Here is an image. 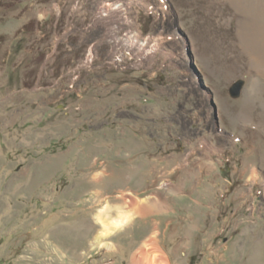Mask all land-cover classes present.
<instances>
[{
	"label": "rangeland",
	"instance_id": "obj_1",
	"mask_svg": "<svg viewBox=\"0 0 264 264\" xmlns=\"http://www.w3.org/2000/svg\"><path fill=\"white\" fill-rule=\"evenodd\" d=\"M108 1L0 0V264H143L151 238L168 264H264V71L241 34L254 20L233 0H114L124 19L101 15ZM131 29L156 53L111 65ZM123 93L138 100L115 116ZM104 209L132 218L101 237Z\"/></svg>",
	"mask_w": 264,
	"mask_h": 264
},
{
	"label": "bare ground",
	"instance_id": "obj_2",
	"mask_svg": "<svg viewBox=\"0 0 264 264\" xmlns=\"http://www.w3.org/2000/svg\"><path fill=\"white\" fill-rule=\"evenodd\" d=\"M234 5L241 10L243 13H245L250 19H253L254 22L250 25L247 24L242 30V47L244 51L251 54L253 57V64H255L256 67H259L261 71H264V7L254 5V8L251 9V6L249 4L245 5L244 0H233ZM258 1V0H257ZM261 1V0H260ZM248 2V0H247ZM264 2V1H263ZM261 3V2H259ZM257 4V3H256ZM121 7H124L122 4ZM107 8V10H106ZM104 7V13L111 9V7ZM120 8V7H119ZM122 9V8H121ZM119 11V10H117ZM113 12H116L115 10ZM119 16L121 15V19H124V12L123 10L119 11ZM108 15H112L111 12H107ZM114 18H111L113 20ZM121 19L119 21H121ZM105 23V22H104ZM121 25V22H112L110 23L111 26H114L115 24ZM123 23V22H122ZM259 24L262 26L260 27ZM124 25V23L122 24ZM111 28V27H110ZM114 38V37H113ZM116 39V38H115ZM134 200V199H131ZM130 200V201H131ZM133 202V201H132ZM135 205L134 203H131V208ZM105 209L100 212V215L98 216V220L102 224V236L101 237H108L112 235L115 231L125 226L127 223L131 220V215L127 211H121L120 214L115 217V219H110V217H107L105 214ZM139 256L141 257L142 261L144 260L143 264H168V260L166 259L162 249L159 247L158 242L155 238H151L147 244L146 247H142L139 250Z\"/></svg>",
	"mask_w": 264,
	"mask_h": 264
},
{
	"label": "built area",
	"instance_id": "obj_3",
	"mask_svg": "<svg viewBox=\"0 0 264 264\" xmlns=\"http://www.w3.org/2000/svg\"><path fill=\"white\" fill-rule=\"evenodd\" d=\"M111 7L110 10L107 12H112L114 10H118L119 7L122 6V3L116 4L114 0H109L107 3H105L102 8ZM124 12V7H121ZM105 10V9H104ZM104 10L102 11L101 15L104 14L105 17H107V12L104 13ZM107 10V8H106ZM120 11V10H119ZM126 36L122 37H116L112 39V49L110 50L111 58L109 60V63L111 65H120L121 67L124 66V64H128L127 61L131 58L137 63L139 62H147L150 58L154 56L156 53V43L152 42L149 36H144L139 30L131 29L129 32H126ZM116 38V39H115ZM96 56V51L91 47L86 53L85 58L82 61V65L90 66ZM118 64V65H117ZM80 65L77 70L82 66Z\"/></svg>",
	"mask_w": 264,
	"mask_h": 264
},
{
	"label": "crops",
	"instance_id": "obj_4",
	"mask_svg": "<svg viewBox=\"0 0 264 264\" xmlns=\"http://www.w3.org/2000/svg\"><path fill=\"white\" fill-rule=\"evenodd\" d=\"M48 18V17H47ZM122 89L124 90V85L122 86ZM123 97H122V100H123V104H119V103H116L117 104V106H116V108H120V109H118L116 112H115V116L117 115H119V113H122V114H124V112L125 113H128V112H131L132 110L131 109H129V108H127V103H131V102H133V101H137L138 100V98H132V97H127L126 99H125V103H124V93H123V95H122ZM110 109H111V107H110ZM125 110V111H124ZM114 114V113H113ZM114 116V117H115ZM139 119L140 120H143L141 117H139ZM113 121V124L114 125H120L121 127H122V129L119 131L120 132V134L122 135V138L124 139V136H126V132H124V128H123V126H124V119H122L121 121H118V122H114V119L112 120ZM106 124H108L107 122H105ZM132 134V133H131ZM136 146H137V144H136ZM120 147H121V145H120ZM123 148H124V144H123ZM138 151H139V153L140 154H142V155H145V154H149V156H145L146 157V159L148 160H151V163H152V161L156 158L157 160H158V162L160 163V164H163V162L165 161V163H170V160H171V158H173V156H172V154H171V152H167V154H165V153H163V154H160L159 153V149H158V147L155 145V146H152V145H150V144H145V145H140V147L139 148H136ZM162 150H163V148H162ZM163 151H165V149L163 150ZM151 155V156H150ZM172 156V157H171ZM103 163V162H102ZM165 165H168V164H165ZM167 171L170 173V171L167 169ZM177 170H175L174 172H176ZM147 183H148V181H147ZM142 190H144V188H141L140 189V191L142 192ZM132 193H135V192H138V191H135V190H130ZM136 205V204H135ZM144 204L143 203H141L140 205L138 204V208L135 210V212H134V215L136 214L137 215V213H141V211L144 209ZM157 234H158V232L156 233V236H157Z\"/></svg>",
	"mask_w": 264,
	"mask_h": 264
},
{
	"label": "water",
	"instance_id": "obj_5",
	"mask_svg": "<svg viewBox=\"0 0 264 264\" xmlns=\"http://www.w3.org/2000/svg\"><path fill=\"white\" fill-rule=\"evenodd\" d=\"M242 85H243V82H241V81L236 82V83L230 88V93H231L233 96H237L238 93H239L240 88L242 87Z\"/></svg>",
	"mask_w": 264,
	"mask_h": 264
}]
</instances>
